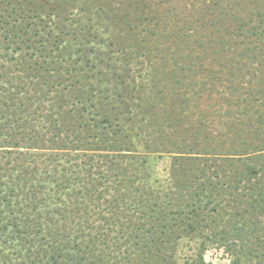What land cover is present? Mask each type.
I'll list each match as a JSON object with an SVG mask.
<instances>
[{
  "label": "trees",
  "instance_id": "16d2710c",
  "mask_svg": "<svg viewBox=\"0 0 264 264\" xmlns=\"http://www.w3.org/2000/svg\"><path fill=\"white\" fill-rule=\"evenodd\" d=\"M210 248L264 264V0H0V264Z\"/></svg>",
  "mask_w": 264,
  "mask_h": 264
},
{
  "label": "rangeland",
  "instance_id": "374dc122",
  "mask_svg": "<svg viewBox=\"0 0 264 264\" xmlns=\"http://www.w3.org/2000/svg\"><path fill=\"white\" fill-rule=\"evenodd\" d=\"M138 152L146 154L149 157V161L153 165V170L159 174H164L163 169L167 168L170 163V156L166 153H147L140 145H136ZM193 248L196 243L194 241L189 242ZM192 251L188 247H184L181 251L182 254H188ZM204 259L206 264H232L228 258L224 255L221 250L210 248L204 253Z\"/></svg>",
  "mask_w": 264,
  "mask_h": 264
}]
</instances>
